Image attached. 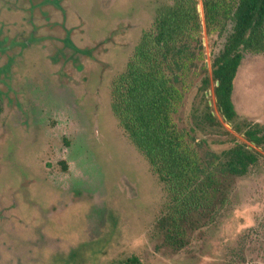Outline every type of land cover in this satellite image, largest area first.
<instances>
[{"label":"rangeland","instance_id":"rangeland-1","mask_svg":"<svg viewBox=\"0 0 264 264\" xmlns=\"http://www.w3.org/2000/svg\"><path fill=\"white\" fill-rule=\"evenodd\" d=\"M178 1L0 0V264H264V149L243 136L264 129V52H244L236 73L241 131L219 114L211 79L238 0H207V18L206 0H186L199 25L183 28L188 55L166 70L171 122L211 181L209 206L179 217L182 246L161 222L167 186L111 107L117 75ZM205 112L218 126L200 124ZM234 143L259 156L250 174L221 171Z\"/></svg>","mask_w":264,"mask_h":264},{"label":"trees","instance_id":"trees-1","mask_svg":"<svg viewBox=\"0 0 264 264\" xmlns=\"http://www.w3.org/2000/svg\"><path fill=\"white\" fill-rule=\"evenodd\" d=\"M186 0L173 6L163 7L155 19V32L144 35L112 86V110L136 148L143 153L151 169L168 189V211L161 222L166 225V239L182 246L183 231L179 217L183 211L200 205H208L211 187L208 178H201L202 170L193 162L182 146L170 112L177 99L173 81L167 75L170 62L174 68L181 67V59L188 55L189 48L182 42V30L192 24L198 26L195 3L189 13ZM212 1H204L205 16ZM264 52V0H238L232 14V29L223 48L211 64L213 95L219 114L226 122L241 131L236 123L237 113L232 101V92L237 70L244 52ZM204 77L202 86H208ZM204 121V122H202ZM200 124L218 126L211 112H205ZM243 136L264 149V129L259 126L247 128ZM221 171L233 176L250 174L261 164L259 156L234 143L223 151ZM65 168V167H64ZM187 219L185 216L183 220ZM124 264H141L136 256L125 259Z\"/></svg>","mask_w":264,"mask_h":264}]
</instances>
